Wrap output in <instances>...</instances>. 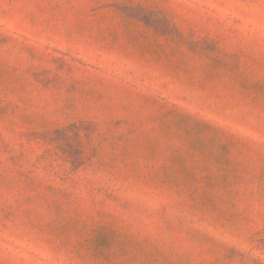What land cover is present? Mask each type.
I'll list each match as a JSON object with an SVG mask.
<instances>
[{"label": "rangeland", "instance_id": "374dc122", "mask_svg": "<svg viewBox=\"0 0 264 264\" xmlns=\"http://www.w3.org/2000/svg\"><path fill=\"white\" fill-rule=\"evenodd\" d=\"M0 264H264V0H0Z\"/></svg>", "mask_w": 264, "mask_h": 264}]
</instances>
